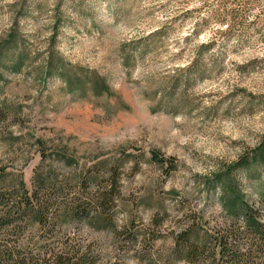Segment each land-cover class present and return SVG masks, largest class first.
Instances as JSON below:
<instances>
[{
	"label": "rangeland",
	"instance_id": "obj_1",
	"mask_svg": "<svg viewBox=\"0 0 264 264\" xmlns=\"http://www.w3.org/2000/svg\"><path fill=\"white\" fill-rule=\"evenodd\" d=\"M0 49L5 173L28 191L35 172L54 178L62 200L116 181L117 235L84 221L59 235L111 262L181 264L166 261L173 236L224 219L213 176L241 158L232 176L264 213L251 160L264 149V0H0ZM60 72L78 86L95 73L107 92H69Z\"/></svg>",
	"mask_w": 264,
	"mask_h": 264
},
{
	"label": "trees",
	"instance_id": "obj_2",
	"mask_svg": "<svg viewBox=\"0 0 264 264\" xmlns=\"http://www.w3.org/2000/svg\"><path fill=\"white\" fill-rule=\"evenodd\" d=\"M58 75L69 92L83 90L85 85L97 96L107 92L95 73L89 72L90 77L80 81L79 86L76 77L64 72ZM3 116L0 109V123ZM151 158L161 166L167 164V174L176 167L173 158L164 159L156 152L151 153ZM251 160L264 163V149L256 151ZM247 164L241 158L213 176L224 219L211 228L202 221L186 224L173 236L166 261L172 257L181 264H264V213L244 200L232 176ZM33 176L28 191L20 174L10 176L5 167H0V264H121L117 260L111 262L108 255L92 246L55 232L65 223L84 221L96 232L117 235L113 221L116 181L98 187L90 198L62 200L56 179H44L38 172Z\"/></svg>",
	"mask_w": 264,
	"mask_h": 264
}]
</instances>
